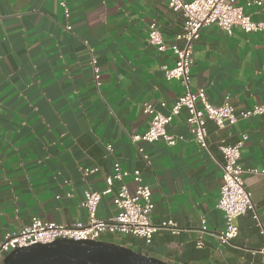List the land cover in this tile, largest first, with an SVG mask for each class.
<instances>
[{"label":"crops","instance_id":"obj_1","mask_svg":"<svg viewBox=\"0 0 264 264\" xmlns=\"http://www.w3.org/2000/svg\"><path fill=\"white\" fill-rule=\"evenodd\" d=\"M66 4L68 16L61 0H0V245L6 233L30 225L34 217L66 225L86 222L85 191L106 188L119 163L127 174L114 181V191L125 184L133 192V172L140 170L152 189L151 219L173 220L181 230L157 231L150 242L112 233L100 240L117 239L170 264H264L254 217L255 211L264 226L263 173L243 175L255 210L236 219L233 243L219 247L217 238L225 227L217 206L223 182L219 146L247 133L241 164L264 170V113L222 128L208 119L209 150L194 139L186 108L167 125L176 144L133 140L149 126L145 103L169 113L187 90L165 75L164 66L175 65L172 49L159 51L149 40L156 22L168 46L183 47L178 36L184 15L171 9L169 0ZM245 11L264 24V4ZM92 57L101 68L100 84ZM193 57L190 88H204L212 104L227 97L238 111L264 104V26L251 33L206 26ZM85 168L97 170L85 174ZM113 199V193L103 195L98 217L117 213ZM200 239L203 247L197 246Z\"/></svg>","mask_w":264,"mask_h":264},{"label":"built area","instance_id":"obj_2","mask_svg":"<svg viewBox=\"0 0 264 264\" xmlns=\"http://www.w3.org/2000/svg\"><path fill=\"white\" fill-rule=\"evenodd\" d=\"M243 1V3H242ZM264 0H169V7L174 11H181L185 18L184 30L178 36L185 40L183 47L177 44L168 46L163 39L162 31L156 22H152L149 28V40L159 51L172 49L176 56L175 65L171 68L164 66L168 79L181 81L187 90L172 104L169 113H163L152 103H145L144 112L150 117L149 126L145 133L135 135L133 140H145L155 142L164 140L169 145L177 143V136L167 131V125L180 114L183 108L188 111L187 124L200 147L209 150L207 139L208 131L206 122L211 119L219 127L231 126L239 119L264 113V104H257L251 109L238 111L229 101L228 97L220 105L212 104L204 88L192 90L190 88L189 73L194 62V43L199 39L201 30L209 25H217L228 33L235 28H241L247 33L257 32L263 29L264 24L255 21L245 11V6H262ZM65 14L69 15L66 0H61ZM68 29L71 26H67ZM97 84L101 82V68L96 57L91 60ZM166 105V103H162ZM248 139L247 133L234 144L221 143L219 148L223 153L221 162L223 182L220 189V197L217 206L225 216V227L217 234L219 247L232 244L238 235L236 219L249 210H255L252 193L247 189L244 173H263L264 170L255 168L245 169L241 164L242 148ZM112 150V145H108ZM97 169L85 168L88 174ZM124 172L119 163L114 165V172L107 178V186L102 191L86 190L84 204L88 211L87 221H76L72 224H59L52 221H44L34 217L30 225L5 234L0 245V254H8L14 249L31 246L38 243H49L57 238H71L75 240H97L104 233L134 235L151 241L157 231L166 230L171 233H179L181 228L173 220H165L155 223L151 219V213L155 207L152 198V189L143 181L142 172L134 170L133 177L136 183L133 192L122 184L114 191V181L122 180ZM113 193L114 204L117 213L108 218L97 216V210L103 195ZM254 217L258 221L260 233L263 236L262 246L258 250L264 258V226L259 215L254 211ZM207 227L202 226V231ZM198 247H203V240L197 241Z\"/></svg>","mask_w":264,"mask_h":264},{"label":"water","instance_id":"obj_3","mask_svg":"<svg viewBox=\"0 0 264 264\" xmlns=\"http://www.w3.org/2000/svg\"><path fill=\"white\" fill-rule=\"evenodd\" d=\"M0 264H170L128 246L105 240L57 238L17 248Z\"/></svg>","mask_w":264,"mask_h":264},{"label":"rangeland","instance_id":"obj_4","mask_svg":"<svg viewBox=\"0 0 264 264\" xmlns=\"http://www.w3.org/2000/svg\"><path fill=\"white\" fill-rule=\"evenodd\" d=\"M114 242H116V243H120L117 239H115V241Z\"/></svg>","mask_w":264,"mask_h":264}]
</instances>
